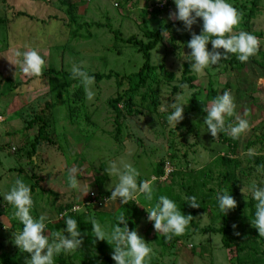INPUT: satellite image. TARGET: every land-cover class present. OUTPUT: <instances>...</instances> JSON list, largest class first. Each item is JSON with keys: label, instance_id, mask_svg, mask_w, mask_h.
<instances>
[{"label": "rangeland", "instance_id": "rangeland-1", "mask_svg": "<svg viewBox=\"0 0 264 264\" xmlns=\"http://www.w3.org/2000/svg\"><path fill=\"white\" fill-rule=\"evenodd\" d=\"M59 1L9 0V4L0 1V17L5 18L7 27L11 28L8 39L10 46L16 40L20 43L18 52L36 49L44 59L40 77L26 75L19 70V65L16 69L10 63L17 60L13 54L17 51L12 47L13 50L7 52V43L0 40V49L4 46L0 53H6L0 59V264H9L11 258L15 259L16 264H26L30 256L13 243V234L22 225L14 216L11 217L14 211L12 206L2 200V194L8 191L17 177L29 185L28 182H33L32 178L25 177L24 172L27 170L29 174L36 170L34 173L46 179L43 185L56 192L39 191L36 188L32 193L33 206L30 211L34 218L39 216H36L35 209L38 206L35 204L41 205L42 198L50 210H44L47 213L45 235L50 234L51 237L54 233L52 227L58 218V205L61 204L72 207L78 205L75 212L79 213L90 211L101 229L110 231V219H99L96 210L117 212L121 208L119 198L98 203L91 200V193L98 191V187L111 191L116 177L108 176V162L117 161L118 166L120 163H129V157L135 156L132 153L135 150L139 155L136 158L140 160L135 168L139 176L151 181L153 201H146L140 194L126 205L134 210L130 219L131 230L135 228L153 250L150 264H264V243L245 232L251 227L249 219L254 211V201L247 192L248 185L264 178L256 172L257 166H264V141L260 140L264 135V0H227L240 16L234 31L241 30L256 36L259 41L257 52L242 65L233 64L230 54L201 74L191 72L195 77V87L189 86L182 78L185 64L189 62L182 58L183 53L187 55L190 52L186 46L190 33L184 29L182 22H176L174 15L169 19V14L176 11L172 0H70L75 3L73 13L79 23L110 24L124 39L145 42L157 40L151 50V62L156 67L158 81H148L140 88L133 113L122 111L119 119L122 123L120 140H117V135L115 138V112L108 101L128 91L133 85L135 77L129 81L127 75L139 70L143 57L135 44L116 43L113 34L104 29H88L91 38L73 37L67 5L61 6ZM256 7L257 13L250 16L249 13ZM145 9H148L147 14ZM155 9L159 10L154 13ZM19 13H25V18L16 17ZM32 15L35 21H32ZM41 19L47 20L48 24L45 25ZM15 20L16 23L21 21L17 24V31L23 29V32L17 33L18 37ZM169 22H175V25L155 37V32ZM85 28L83 26L79 33H86ZM200 30L201 21L198 18L191 31L199 34ZM206 47L211 49L210 42ZM7 56L10 59L6 60ZM73 64L92 73L117 71L120 76L117 78L112 75L109 79L99 81L94 78L90 86L94 95L89 100L83 86L71 77L68 79L72 83L64 90L56 83L50 84L52 77L47 73L46 66L62 67L70 73ZM8 77L12 80H8ZM210 88L213 97L208 95ZM60 90L64 98L57 97ZM225 90L234 97L235 115L249 123V130L237 140L223 133L213 138L202 124L206 115L203 109L212 98ZM142 95H145L144 99ZM47 103H55V108L48 109L43 116L47 122L45 134L49 142L41 141L35 149L38 154L34 157L38 160L30 165L26 159H30L29 151L41 123L37 121L32 128L28 124L46 109ZM177 103L186 105L183 106V119L173 129V125L166 120L168 112L165 109L170 110L169 106ZM7 124L11 128H7L8 142H4L6 140L2 133ZM12 146L16 147L15 151H12ZM248 148L254 149L257 155L247 157L245 153ZM230 159L237 161L238 166L227 168L229 176L221 182L219 172L224 168L223 161ZM160 163L163 175L156 176L155 171ZM72 166L79 170L77 175L81 180L76 189L68 186L65 170L62 169ZM101 167H105L107 173ZM206 171H209L212 179L204 178L202 173ZM105 175L106 180L100 185L98 179ZM234 183L235 192L232 191ZM212 187L217 191L224 189L236 201L237 206L226 213L229 220L235 218L231 221L235 228L227 233L230 250L223 247L220 233L200 230L222 225L217 210L211 212L213 200L206 197L208 189ZM88 188L89 191L83 195ZM190 192L189 195L195 196L201 206L196 208L194 214L182 212L193 219L182 235L166 239L154 230L143 207H151L158 195L175 198L172 200L180 206L186 202L184 198ZM52 199L54 205L51 204ZM39 213L42 215L41 211ZM63 228L59 229V233H62ZM64 234L67 236V233ZM161 236L164 237L163 243H160ZM241 246L244 249L239 252L238 247ZM73 252L67 253V264H84L70 259Z\"/></svg>", "mask_w": 264, "mask_h": 264}, {"label": "clouds", "instance_id": "clouds-1", "mask_svg": "<svg viewBox=\"0 0 264 264\" xmlns=\"http://www.w3.org/2000/svg\"><path fill=\"white\" fill-rule=\"evenodd\" d=\"M172 2L176 11L174 14H169V19L174 15V19L182 22L184 29L190 33V39L186 42L190 52L187 55L183 53L182 58L191 62L189 72L201 74L206 68L217 65L222 58H228L230 54H234L239 62L244 63L257 52L259 41L256 36L241 30L234 31L239 24L240 16L227 0H172ZM198 18L201 21V30L196 34L191 28ZM209 42L211 49L206 47ZM13 54L17 60L10 63L15 65L16 69L19 65V70L26 75L34 77L42 75L44 59L36 49ZM70 74L72 79L83 86L86 98L91 100L94 93L90 86L94 77L76 64L71 67ZM184 105L186 104H172L169 106L170 110L165 109L168 112L166 120L173 125V129L183 119ZM235 108L234 97L227 90L212 98L203 109L206 112L202 123L205 131L213 138H217L218 133H223L232 140L239 139L249 130V123L246 119L235 115ZM245 155L252 158L257 153L254 149L248 148ZM62 169L65 170L68 186L73 189L78 188L81 182L77 175L79 170L75 166ZM107 171L109 177L111 175L116 177V183L111 188L108 199L116 201L119 198L120 204L124 205L142 194L146 201H153L154 188L151 181L137 182L139 172L131 164L120 163L118 166L117 161H109ZM256 172L264 176V166H257ZM88 191L89 188L83 192V195ZM247 192L254 201L250 223L256 228L259 236H264V178L249 183ZM2 200L12 206L15 220L22 225L21 229L13 234V243L22 252L30 254L26 264H54L55 256L80 248L83 237L78 230L77 221L71 216H65L62 233H56L54 237L44 234L46 217L32 216L30 211L33 206L32 191L22 178L17 177L14 180L8 191L2 194ZM184 201L191 208L201 206L197 198L192 195L186 196ZM215 201L223 215L236 207V201L224 189L216 192ZM143 208L154 230L164 235L166 239L182 235L193 219L191 215L183 214L176 202L165 195L156 196L155 203L151 207ZM89 223L92 236L112 246L111 259L115 264H150L152 248L137 234L135 228L129 230L124 214L115 217L110 231L102 230L94 218ZM64 233H67V236Z\"/></svg>", "mask_w": 264, "mask_h": 264}, {"label": "trees", "instance_id": "trees-1", "mask_svg": "<svg viewBox=\"0 0 264 264\" xmlns=\"http://www.w3.org/2000/svg\"><path fill=\"white\" fill-rule=\"evenodd\" d=\"M0 1L7 2L6 4H9L8 3L9 0H0ZM38 1H41V0H38ZM59 2L61 3V6L67 5V14L69 17V25L73 28L72 33H71L73 37H84L85 39L91 38V33L89 31L90 29H92L94 27L97 29H104V30H107L109 33L113 34V39L116 43L124 42L127 44H135L140 51V56L142 55V57H143V59L141 60V61H143V63L141 65V67L139 68V70L136 72H133V73H129L127 75L129 81H132L133 77H135V81H134L133 85H131L127 89L128 91H125L124 93L119 94L117 97L109 99V101H108L109 105L111 106V108L115 112V122L117 125L115 138L117 135L118 136L117 140H120L121 138L119 137V135H120L121 130H122V123L119 119L121 117L122 111L127 110V113H129V114L133 113L135 111L133 109V106L135 105L134 103L136 101V95L139 92L140 88L144 87L148 81H151L154 83L158 81V73H157L156 67L151 62V50L155 47V44H157V40L152 39L149 42H145L143 40H137V39H132V38L124 39L122 36L119 35V32L116 31V29H112V26L110 24H101L99 22H94V23L85 22L83 24L79 23L77 17H75V15L73 13L75 3L71 2L70 0H60ZM153 5H154V2L151 3V6H153ZM147 10L148 9L144 10L146 14L148 13ZM158 10L159 9H155L154 13L157 12ZM257 11L258 10L256 7V9H254V11L249 13L250 16L255 15L257 13ZM19 16H26V15H25V13H19V15L16 17H19ZM35 20H36V18L33 17V15H32V21H35ZM42 21L44 24L45 23L48 24L47 20L41 19V22ZM15 22H16V20H15ZM176 22H178V21H176ZM47 24H45V25H47ZM174 25H175V22L166 23L165 25H163L160 29H158L155 32V37H158L160 35V33H162V32L168 31L169 28L174 26ZM83 26L87 27V28H85L87 31L84 34H80L79 31L81 30V28H83ZM1 27L3 29L0 31V40L3 39L4 42H6L9 45L8 39H9V34H10L11 28L7 27L6 19L3 17H0V28ZM149 34H151V33H149ZM254 34H256V33H254ZM4 42H2V44H4ZM19 46H20V44L16 45L14 50H16L18 52ZM1 47H3V45ZM23 51H25V50H23ZM231 55L233 56L231 59L233 64L242 65L241 62H239L235 58L234 54H231ZM190 63L191 62L189 61L185 64V67H184V70L182 73L183 74L182 78L187 84H189V86L195 87V85L193 84L195 77L192 75L191 72H189V64ZM47 67L48 66H46L47 73H50V77H52V78H50V84L51 85L56 83V85H58L59 87H63L62 90H64V87L69 86L72 83V80L68 79L69 77H71V74L67 73L62 67L56 68V67L50 66V65L48 68ZM232 68L234 69V66H232ZM86 72L89 75L93 76L97 81L102 80V79H109L112 77V75H114L117 78L120 76L119 72H117V71H111L107 74L92 73L89 71H86ZM8 80H12V79L9 78ZM63 81H64V83H63ZM118 83L121 84V81L118 80ZM62 90H60L57 93L58 98H62V97L64 98V95L62 94ZM212 93H213V90L210 88L208 95L210 97H213ZM144 98H145V95H142V99H144ZM192 101L193 102L195 101L194 96L192 97ZM45 108H46L45 110L41 111V114H37L35 116L34 120L29 122V124H28V127L32 128L37 121L41 123L39 125L38 134L32 143V149L29 151L31 161H33V156L35 155V151H36L35 149L41 143V141L47 140L49 142V139L45 134V127L47 126V122L43 116H44V114L46 115V112L48 111V109L50 110V109L55 108V103H47ZM191 109H194V108L191 107ZM260 140L264 141V135L260 138ZM136 142H138V141L136 140ZM132 153L135 156L129 157V164H133L132 166L136 167L135 164H137V166H138L140 160H139V157L136 158V156L138 155L136 153V150L132 151ZM131 158H134V160L130 161ZM161 163L163 164V161H161ZM161 163L157 166V169L155 171L156 176H162L163 175L164 170H163V167L161 166ZM223 164H224V168L222 170H220V172H219V174H221V178H220L221 182H224V178L226 176H229V174L227 173V168L234 169L236 166H238V162L230 159V160H224ZM101 168L103 169L104 172H106L105 167H101ZM202 175L204 176V178H206V180L212 179V176L209 174V171L202 173ZM24 176L29 177V179L32 178V181L34 182V183L32 182L31 184H30V182H28L32 193H34L36 188L39 189L40 191H48V192L56 193L55 191H52L50 189H42L40 187L39 184L43 180V177L41 175H38L34 172L33 173L29 172V174H28V171L26 170L24 172ZM233 176L235 177V175H233ZM106 177H107V175H105L101 179H98L99 183L100 182L103 183L106 180ZM140 180H144L142 176H138V181H140ZM101 183H100V185H101ZM235 187H236V183H234V186L232 187V191H234V192H235V190H234ZM98 188H99L98 191H94L95 195L91 196V200H93L92 198H94L96 200V202L102 203L108 199L111 191L109 189L104 190V189H100V187H98ZM226 188L228 189V187H226ZM216 192H217V189L215 187L214 188L212 187L210 190L208 189L209 194H206V197H211V199L213 200V207H211V212L214 213L217 210L218 214L222 218V225L219 228H215V227L211 228L208 226V227H204L200 230L202 232L211 231V233H220L222 236L221 242H222L223 247L230 250L231 249V243H230V240L228 239L227 233L229 230L233 231V229L235 228L232 226L233 223H231V221L235 220V218L232 220H229L230 218L228 217V214L223 215L220 212V210L216 206V201H215ZM187 194L189 195V194H191V192L187 193ZM87 198L88 199L90 198L89 193H88ZM172 199L176 200L175 198H172ZM51 202H52L51 203L52 205L55 204L54 199H52ZM58 206H59L57 208L58 218L56 220V223L53 224V227L50 225V227H52L54 229V233H52L51 237H54L56 233H59V229L64 227L65 216H71L73 219H75L77 221L78 230L81 231V235L83 237L80 248L75 250V252H73L70 259L72 258L73 260L81 261L84 264H115V262L111 259V255L113 252L112 246L109 245L106 241L96 240L92 236L91 224L89 223V221L94 217L90 213V211L79 213L78 211L75 212L72 210V205L70 206L69 204H65V205L61 204ZM178 208L181 210V212H190L191 214H194L196 212V208H191L187 204V202H184L182 205L178 206ZM96 213L99 214V219L104 220L105 218L108 217L110 219L111 225L114 223L115 217L117 215L124 214L126 217V222L128 224L129 230L131 231V224L132 223H131L130 219H131V216L134 214V210L130 209L128 207V205H126V204L121 205V208L119 210H117V212H106L105 213L102 210L97 209ZM250 216L252 218V214H250ZM230 223H231V225H230ZM120 226H122V225H120ZM195 228H196V226H195ZM245 232L247 234L253 236V238L256 241H260V242L264 243V237L259 236L258 231L252 225H251V227H248V229H246ZM163 238H164L163 236L159 237L160 243H163V241H164ZM242 249H244V246L238 247L239 252L240 251L242 252ZM262 252L264 254V250ZM68 260L69 259H68L67 253H61V254L54 257V264H67ZM8 262H9V264H16L14 258H11L10 260H8Z\"/></svg>", "mask_w": 264, "mask_h": 264}, {"label": "crops", "instance_id": "crops-1", "mask_svg": "<svg viewBox=\"0 0 264 264\" xmlns=\"http://www.w3.org/2000/svg\"><path fill=\"white\" fill-rule=\"evenodd\" d=\"M21 17H24V18H25V16H21ZM19 19H20V18H19ZM20 22H21L20 20H18L17 23L15 22V24H16L15 32L19 29V27H18L17 24H20ZM21 32H23V29H20V32L17 31L16 34H17V33H21ZM16 36L18 37V34H17ZM8 42H9V40H8ZM17 44H20V43H18L16 40L14 41V45H12V46H10V44H9V45L7 44L6 51L9 50V49L13 50L12 47H14V49H15V47H16ZM2 50H4V46L1 47L0 52H1ZM11 50H10V51H11ZM7 52H9V51H7ZM5 55H6V53H0V59L3 58ZM10 56H11V55H10ZM8 59H10L9 56H7V59H6V60H8ZM8 78H9V77H8ZM7 128H11V125H10V124H7V125L5 126V128H3V133H2V135L5 137L4 140H6V141H4V142H8L7 136L9 137V135L7 134V131H6ZM35 154H38V152L36 151ZM34 156H35V155H34ZM34 156H33V160H34V161H31L30 159L27 158V159H26V162L29 161V164H30V165L35 164V163L37 162L38 159H36ZM26 157H27V156H26ZM22 160H23V159H22ZM30 162H31V163H30ZM29 164H28V166H29ZM6 169H9V168H6ZM7 171H8V170H7ZM33 172H36V170L33 171ZM36 174L40 175L39 173H36ZM45 180H46L45 177H43V180H42V181L40 182V184H39L40 187H41L42 189H50V188H46V187L43 185V182H44ZM39 191H40V190H39ZM41 202H42L41 205L35 204V206H38V209H35V210L37 211L36 216H37V215L40 216L39 211L42 212V215H46L47 213L44 212L45 209H47L48 212H50L48 205H47V204H46V206L44 205V204H45V201H44L43 198H42V201H41ZM48 214H49V213H48ZM11 217H13V215H11ZM46 222H47V221H46Z\"/></svg>", "mask_w": 264, "mask_h": 264}, {"label": "built area", "instance_id": "built-area-1", "mask_svg": "<svg viewBox=\"0 0 264 264\" xmlns=\"http://www.w3.org/2000/svg\"><path fill=\"white\" fill-rule=\"evenodd\" d=\"M11 149H12V151H13V150L15 151V150H16V147H15V146H12ZM94 195H95V193L92 192V193H91V196H94ZM92 199H93V200H92L93 202H96V200H95L94 198H92ZM78 207H79L78 205H74V206L72 207V210L75 211Z\"/></svg>", "mask_w": 264, "mask_h": 264}]
</instances>
